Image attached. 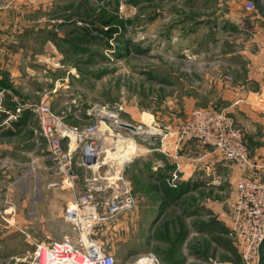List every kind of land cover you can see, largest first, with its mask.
I'll return each instance as SVG.
<instances>
[{"label":"rangeland","instance_id":"obj_1","mask_svg":"<svg viewBox=\"0 0 264 264\" xmlns=\"http://www.w3.org/2000/svg\"><path fill=\"white\" fill-rule=\"evenodd\" d=\"M31 1L30 11H36L34 16H41L45 22L44 28L34 33L44 38H38L36 44L27 43L29 52L35 53L27 56L31 74L30 79H25L27 93L33 94L32 104L45 103L74 125L91 122L105 108L121 106L122 122L133 128H160L163 133L173 129L186 119L190 107L205 109L218 99L212 86L218 76H229L225 71L231 61L227 59L229 53L241 50L240 45L213 42L211 26L198 21L216 13L199 12L194 7L196 0ZM262 1L257 0L259 4ZM5 3L7 0H0V10ZM245 3H251L253 10L256 7L253 0ZM20 72L23 77L25 65ZM36 87L41 90L35 91ZM0 91L9 99L13 89ZM149 157L154 166L156 156ZM132 170L130 176L135 180L131 187L137 207L98 226L94 232L116 264H147L142 261L146 257L152 264H183L177 244L183 233L196 231L198 226L193 222L198 221L214 223L216 231L189 240L187 264H243L239 242L229 238L226 226L219 224L215 207H207L211 203L223 209L230 207L234 194L231 196L229 184L223 183L222 188L198 184V193L181 197L180 204L163 206L156 198L163 186L147 179L153 173L137 169L132 176ZM36 174L29 176L28 182L26 178L17 181V186L12 185L14 189L10 183L7 190L14 191L3 193L11 197L4 199L9 203L5 207L15 205L16 225H8L12 219L7 222L0 213V264H25L31 256L32 242H43L47 237L60 241L64 235L72 234L62 220L66 190L44 188L45 182L57 181V177ZM28 190L30 195L26 197ZM22 197L27 199L22 201ZM46 198V205L37 204ZM192 207H198L201 213L199 219L187 223ZM260 248L259 264H264V241Z\"/></svg>","mask_w":264,"mask_h":264},{"label":"built area","instance_id":"obj_2","mask_svg":"<svg viewBox=\"0 0 264 264\" xmlns=\"http://www.w3.org/2000/svg\"><path fill=\"white\" fill-rule=\"evenodd\" d=\"M244 5L247 11L253 10L251 3ZM258 53L259 67L264 70V42ZM224 80L230 82L229 77ZM237 104L238 101L229 105L212 103L205 109L194 106L184 121L164 133L152 127L155 132L140 127L131 130L129 124L122 122L121 106L105 108L91 122L76 125L45 103H26L23 107L18 105L13 113L5 112L10 120L18 118L24 110L35 115L37 137L47 160L45 169L57 177V181L47 182L44 188L71 193L63 202L62 212L71 236L64 235L60 241L45 237L46 241L32 242L31 256L25 264H116L114 256L104 252L94 232L98 226L137 207L126 177L129 164L138 157L153 154H162L174 161L180 149L192 142L203 149L209 148L222 161L238 168L226 233L239 242L243 264H259L260 246L264 241V161L253 162L249 156L245 135L232 114ZM126 141L135 146V151L130 158L123 159ZM43 159H32V167L40 168L38 162ZM158 163L159 160L155 161ZM80 170L88 176H81ZM168 176L166 184L175 188L177 171ZM210 181L220 186L224 179L212 177ZM0 213L7 222L12 219L8 225H16L14 207L7 206ZM142 261L152 264L147 257Z\"/></svg>","mask_w":264,"mask_h":264},{"label":"crops","instance_id":"obj_3","mask_svg":"<svg viewBox=\"0 0 264 264\" xmlns=\"http://www.w3.org/2000/svg\"><path fill=\"white\" fill-rule=\"evenodd\" d=\"M209 1H212L211 5H209ZM246 1L196 0L194 7H197L196 10L201 11V13H209L210 11L216 13L210 19H204L203 17L201 21H198V23H205L211 26L213 42L216 44L226 43L230 47L241 46L240 51L231 52L227 57L231 61L225 71L229 75L230 82L224 80L226 77H223L224 75L218 76L214 82L212 88H215L218 99H213L212 103L229 105L238 101L237 106L232 108V114L245 135L246 149L253 162H263L264 102L262 101L264 100V70L259 67L258 50L264 42V2L262 1L259 4L257 0H253L256 5L255 9L247 11L244 5ZM31 2V0H7V3H5L6 7L0 10V89L8 90L11 88L14 91H10L9 99L5 98V95L1 94L0 91V209L5 208V204H9L7 203L8 201L4 202V199H11L10 196L7 198L3 194L4 191H8L7 186L10 183L11 186L13 184L16 185L17 181L22 182L25 178L27 180L29 176L35 175L36 172L51 175L45 169L47 160L44 157L45 151L42 142L37 137L38 125L35 123V115L28 110H24L19 114L18 118L10 120L9 115L3 112L5 110L3 108H10L13 109V113L18 104L25 105L33 102L31 98L33 94H28L29 88L27 86L29 85L25 84V79L27 77L30 79L31 75L28 73L27 56L35 55V53L29 52L31 47L27 43L28 41L34 44H36V41L38 42L37 39L43 34L40 36L34 33L44 28L45 19L41 16H34L36 11H30ZM27 35H30V37H27ZM42 37L44 38V36ZM42 43H44L43 40ZM223 56L221 57L223 58ZM22 65L26 67V76L24 75L23 77L20 75V67ZM34 90L40 91L41 88L38 89L36 87ZM39 152H43V154L41 153L42 155H40ZM178 153L179 156L174 161L167 159L162 154H153L156 156V161H160L159 165L153 162L154 166H151L148 159L149 156L140 157L145 158V160L139 158L133 160L126 169V177L130 187L135 180V177L131 178L130 170L134 169L132 170L133 176V173L144 169L148 170L150 174L153 173L151 177L147 178L148 180L152 179L158 183V186L160 184L163 186L164 189L159 188L156 196L158 202L163 206H170L172 204L170 202L180 204L181 197L186 194H195L200 188L199 185L222 188L223 183H227L232 189L230 192L231 196L234 194V183L239 178L237 167L229 162L222 161L209 148L203 149L195 142L183 146ZM37 158L44 159L38 162L40 168L35 169V167H32L31 162L32 159ZM191 159L194 160V164ZM176 164L178 165L177 168H175ZM141 165L140 169L139 166ZM174 170L177 171L178 175L175 188L168 186L165 182V179L169 177V173ZM139 174L136 175L137 179H139ZM212 177L224 179V181L218 186L211 183ZM200 178H206V181L204 179L201 181ZM131 189L133 193V187ZM13 191L9 190L8 192L11 194ZM29 195L28 190L26 197H29ZM69 197V192H66V199ZM23 199L26 200L27 198L22 197V201ZM47 200V198L43 199L41 203L37 204L46 205ZM161 204L158 207H161ZM14 206L13 204L12 207ZM34 206L38 208L37 205ZM207 207H215L214 213L217 212L219 214L218 222L225 228L229 220L227 216L228 206L223 209V206L211 203ZM200 213L198 207H192L191 215L187 217V223H190L193 219H199ZM149 215L151 216L152 213L149 212ZM214 216L216 217V215ZM203 218L205 217L201 216L200 219ZM119 225L120 223L115 226ZM193 226H198L196 231L186 233V237L177 244L178 258L182 260L183 264H187L186 253L189 240L199 234L201 235V233L209 235L214 234L216 231L214 223H209V221L193 222Z\"/></svg>","mask_w":264,"mask_h":264},{"label":"bare ground","instance_id":"obj_4","mask_svg":"<svg viewBox=\"0 0 264 264\" xmlns=\"http://www.w3.org/2000/svg\"><path fill=\"white\" fill-rule=\"evenodd\" d=\"M153 132H155V130H153ZM128 144H132V143H129L128 141L125 142L124 144V148H126L127 150L125 151V153L123 154V159L125 158H130L133 154V152L135 151V148H132L131 146H129ZM128 154V155H126ZM146 264V263H145Z\"/></svg>","mask_w":264,"mask_h":264},{"label":"trees","instance_id":"obj_5","mask_svg":"<svg viewBox=\"0 0 264 264\" xmlns=\"http://www.w3.org/2000/svg\"><path fill=\"white\" fill-rule=\"evenodd\" d=\"M197 24H198V23H197ZM217 104H218V103H217ZM210 105H211V104H210ZM171 198H173V197H171ZM186 235H187V234H185V233L182 234L181 239H180V242L183 240V238L186 237Z\"/></svg>","mask_w":264,"mask_h":264},{"label":"water","instance_id":"obj_6","mask_svg":"<svg viewBox=\"0 0 264 264\" xmlns=\"http://www.w3.org/2000/svg\"><path fill=\"white\" fill-rule=\"evenodd\" d=\"M131 130H134V128L133 127H129Z\"/></svg>","mask_w":264,"mask_h":264}]
</instances>
